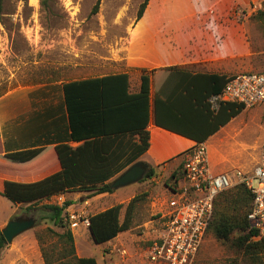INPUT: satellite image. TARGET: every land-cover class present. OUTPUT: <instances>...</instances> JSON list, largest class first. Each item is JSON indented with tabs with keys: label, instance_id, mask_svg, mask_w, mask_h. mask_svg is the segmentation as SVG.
<instances>
[{
	"label": "rangeland",
	"instance_id": "obj_1",
	"mask_svg": "<svg viewBox=\"0 0 264 264\" xmlns=\"http://www.w3.org/2000/svg\"><path fill=\"white\" fill-rule=\"evenodd\" d=\"M143 1L2 0L0 102L20 89L31 91V96L37 98L41 96L43 86L125 71L132 73L133 89H137L138 77L156 69V65L149 64L146 55L153 63L179 61L191 47L201 46L206 52L212 50L210 55L220 58L222 64L234 54L229 64L232 68L230 75L264 71V27L259 15L264 9V0L254 4L228 1L221 19L240 26L220 29L217 38L209 33L207 26H202L209 22V6L215 0H148L143 15L137 20V11ZM254 5L257 11L252 13L250 8ZM189 9L194 11L191 21L195 24L192 27L185 20ZM197 30L202 32V39ZM169 39H174L175 46ZM198 64L183 68L197 71ZM50 93L56 99L55 91ZM263 143L261 109L258 106L243 109L221 132L205 142L211 173L231 176L234 170H238L247 177L251 176ZM152 169L155 173L151 178L144 176L140 182L114 191L118 203L122 202L124 206L134 196L140 197L134 205L130 230L108 243L95 244L87 227L71 228L69 215L82 214L81 218H87L117 200L114 197L97 200L96 196L91 197L90 192L65 193L64 197L59 195L37 203L29 211L26 210L28 205L19 207L12 219L33 216L35 226L0 251V264H44L35 251L37 248L41 253L35 234H44L47 229L60 233L61 229L47 218L48 213L42 206L48 203L62 205L68 198L75 201L64 214L79 255L94 258L96 264H151L145 251L150 239L155 237V231L160 228L161 215L166 213V202L171 195L167 184L171 185L172 173L170 170L164 174L157 167ZM252 186H256L255 180ZM15 206L0 196V221L12 213ZM236 236L235 232L231 238ZM45 241L46 245L56 244L57 238L46 231ZM233 263H245L239 251L231 242H220L208 231L192 264Z\"/></svg>",
	"mask_w": 264,
	"mask_h": 264
},
{
	"label": "trees",
	"instance_id": "obj_2",
	"mask_svg": "<svg viewBox=\"0 0 264 264\" xmlns=\"http://www.w3.org/2000/svg\"><path fill=\"white\" fill-rule=\"evenodd\" d=\"M46 1V0H43ZM0 0V10H1ZM148 0L137 11V20L143 15ZM98 3L93 12L97 10ZM259 15L264 27V9ZM231 76L217 74H189L177 68H164L156 73L140 76L139 91L129 93L128 75L111 74L99 78L69 81L62 85L69 125L68 141L80 143L75 148L60 144L8 153L0 156V171L26 172L40 167L53 155L60 171L33 183L5 181L0 196L13 204H28L29 211L42 201L75 191L90 192L91 197L111 194L108 182L134 164L149 147L147 126L153 114L155 126L185 137L194 143H204L221 127L244 109L234 103H221L212 110L209 99L218 96ZM151 83L153 96H150ZM171 86H181L184 94L172 98ZM51 154V155H50ZM185 155L182 154V157ZM183 159L170 175L173 191L183 176ZM150 168L145 175L151 178ZM134 196L125 206L114 205L87 217V230L95 244H105L120 233L130 230ZM252 195L241 184L219 194L214 202L208 231L220 242H231L239 251L242 264H264V238L256 239L255 232L246 221ZM72 205L48 203L42 206L47 218L61 229L60 233L45 230L36 233L44 264H96L94 258H78L74 239L68 228L64 211ZM123 209V217L120 218ZM46 231L57 242L46 245ZM235 238H231L233 233ZM7 246L0 232V251ZM59 246V247H57ZM236 264V263H233Z\"/></svg>",
	"mask_w": 264,
	"mask_h": 264
},
{
	"label": "crops",
	"instance_id": "obj_3",
	"mask_svg": "<svg viewBox=\"0 0 264 264\" xmlns=\"http://www.w3.org/2000/svg\"><path fill=\"white\" fill-rule=\"evenodd\" d=\"M228 1L235 0H215L209 8H211V17L209 18V22L202 24V26H207L210 30L209 33L213 34L214 37H218V31L220 29H227L231 25L240 26L234 22L228 23L226 20L221 19V16L224 14ZM241 4H247L248 2L254 4L260 0H236ZM221 13H223L221 15ZM194 11L189 9L185 16L189 21L188 26L192 27L195 23L191 21L194 18ZM190 19V20H189ZM200 26V25H199ZM199 33V38H203L202 32L197 30ZM222 34V33H221ZM200 39V40H201ZM172 40V45L175 46L174 39ZM192 40V39H191ZM149 45V42H148ZM148 49V46H147ZM146 49V54H147ZM209 52L204 51V49L200 46L199 48L191 47L187 49L183 54L179 61H168L165 63H153L151 59L147 56V61L149 64L156 65V69H153L154 73L164 68H177L179 70H184L189 74H217V75H225L232 76L230 73L232 68L230 67V61L234 59L235 55L228 56L225 59V64L220 63V58L215 57L214 55H210ZM199 63V64H198ZM198 64V70L192 71L183 68L184 66H190ZM126 73L128 75V83H129V93L134 94L139 91L140 87V76L138 77V85L137 89H133L132 81L133 76L131 72H118L114 74H123ZM232 73V72H231ZM237 74V73H235ZM111 75V74H108ZM91 77V78H99L103 77ZM88 79V78H85ZM75 81V80H74ZM69 82V81H67ZM66 82L54 83L49 86H43L40 90L42 93L40 97H32L31 91L25 90H16L14 93L8 94L3 100L0 102V156H3L8 153L32 150L38 148L50 147L54 148L60 144H67L68 146L75 148L80 143L68 141L67 137L69 135V125L67 112L64 101V94L62 85ZM151 83L150 96H153V88ZM55 91L56 99L51 97V91ZM169 90L172 91V98L181 97L183 95L184 90L181 86H171ZM229 123V122H228ZM227 123V124H228ZM226 124V125H227ZM221 127L214 135L218 132H221L225 126ZM3 126V127H2ZM147 131L149 133V147L147 151L140 157L141 159L138 161H142L146 163L150 168L157 167L158 171H163V173H168L170 170L173 171L176 169L179 164L182 162V154L187 152L195 143L194 141L162 129L160 127L155 126L153 121V114H150ZM210 137V138H211ZM51 155V154H50ZM127 169V168H126ZM125 169V170H126ZM123 170L121 173H123ZM60 171V165L57 159L51 155V157L46 160L40 167L34 168L32 170L26 172H13V171H0V190L3 187L5 181L17 182L22 184L33 183L44 178L55 174ZM120 173V174H121ZM118 174L116 177H118ZM116 177L111 179L109 182L114 180ZM108 182V183H109ZM64 197V195H63ZM97 200H106L111 197H114L117 201L115 204L110 207L118 204V197L115 196V193L111 194H102L97 195ZM95 198V196L93 197ZM65 199V198H64ZM69 201L74 204L75 199L68 198ZM78 200L81 201V198L78 197ZM28 204H17L12 213H10L6 218L0 221V230L4 227L5 223L12 219L14 214H16L19 210L20 206H27ZM107 207V208H110ZM104 208L101 211L107 209ZM101 211H97L101 212ZM82 213H85L82 211ZM95 214V213H94ZM77 215V216H81ZM78 227H81L80 225ZM77 227V228H78ZM22 235V234H21ZM74 246L76 250V255L78 258H86L85 256L79 255L74 239ZM36 248V246H35ZM39 257L37 248L35 250Z\"/></svg>",
	"mask_w": 264,
	"mask_h": 264
},
{
	"label": "built area",
	"instance_id": "obj_4",
	"mask_svg": "<svg viewBox=\"0 0 264 264\" xmlns=\"http://www.w3.org/2000/svg\"><path fill=\"white\" fill-rule=\"evenodd\" d=\"M254 13L257 7L250 8ZM212 110L221 103H234L244 109L258 106L264 123V71L232 75L218 96L209 99ZM183 176L173 191L169 188L166 213L161 215L160 228L150 239L146 259L151 264H192L208 230L216 197L236 185H245L252 195L246 214L249 227L256 239L264 238V143L259 160L247 177L238 170L231 176L212 174L208 167L206 145L194 144L183 156ZM255 180L256 186H252ZM71 228L87 227V218L69 215ZM125 255L124 251H121Z\"/></svg>",
	"mask_w": 264,
	"mask_h": 264
},
{
	"label": "water",
	"instance_id": "obj_5",
	"mask_svg": "<svg viewBox=\"0 0 264 264\" xmlns=\"http://www.w3.org/2000/svg\"><path fill=\"white\" fill-rule=\"evenodd\" d=\"M149 170L150 167L146 163L137 161L129 166L118 177L109 182V187L111 188V190L115 191L118 188L138 183L144 178ZM34 226L35 219L33 216L16 217L8 220L5 226L0 230V232L7 244H10L17 236L28 230H31Z\"/></svg>",
	"mask_w": 264,
	"mask_h": 264
}]
</instances>
